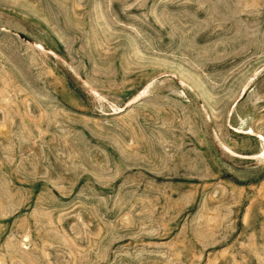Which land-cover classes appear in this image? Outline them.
Masks as SVG:
<instances>
[{
	"label": "rangeland",
	"instance_id": "374dc122",
	"mask_svg": "<svg viewBox=\"0 0 264 264\" xmlns=\"http://www.w3.org/2000/svg\"><path fill=\"white\" fill-rule=\"evenodd\" d=\"M0 264H264V0H0Z\"/></svg>",
	"mask_w": 264,
	"mask_h": 264
}]
</instances>
